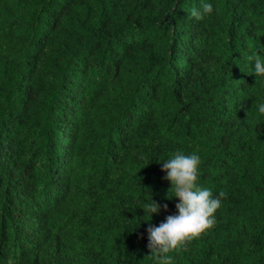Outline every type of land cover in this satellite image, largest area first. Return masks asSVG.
Instances as JSON below:
<instances>
[{
	"label": "trees",
	"instance_id": "1",
	"mask_svg": "<svg viewBox=\"0 0 264 264\" xmlns=\"http://www.w3.org/2000/svg\"><path fill=\"white\" fill-rule=\"evenodd\" d=\"M253 51L264 0H0V264H159L177 151L227 197L173 264H264Z\"/></svg>",
	"mask_w": 264,
	"mask_h": 264
},
{
	"label": "clouds",
	"instance_id": "2",
	"mask_svg": "<svg viewBox=\"0 0 264 264\" xmlns=\"http://www.w3.org/2000/svg\"><path fill=\"white\" fill-rule=\"evenodd\" d=\"M212 12L213 5L205 2L199 9L193 8L190 15L201 20ZM247 60L254 61L256 76H264V59L259 54L253 51ZM258 111L264 114V103L259 104ZM200 163L199 155L177 151L162 164V171L167 173L164 179L170 182L172 197L178 198L179 203L175 205L176 215H168L159 226L147 228V247L159 264H173L169 253L186 248L193 239L214 227L215 212L222 206V198L227 197L223 190L214 196L211 189L198 184ZM161 207L167 210V204L159 205L152 200L145 205L150 217L152 213H159Z\"/></svg>",
	"mask_w": 264,
	"mask_h": 264
}]
</instances>
